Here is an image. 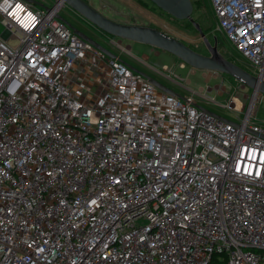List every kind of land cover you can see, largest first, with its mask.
I'll return each instance as SVG.
<instances>
[{"label":"built area","instance_id":"obj_1","mask_svg":"<svg viewBox=\"0 0 264 264\" xmlns=\"http://www.w3.org/2000/svg\"><path fill=\"white\" fill-rule=\"evenodd\" d=\"M212 2L264 79V0ZM65 4L0 0V264H264L256 102H221L234 121L158 88Z\"/></svg>","mask_w":264,"mask_h":264},{"label":"rangeland","instance_id":"obj_2","mask_svg":"<svg viewBox=\"0 0 264 264\" xmlns=\"http://www.w3.org/2000/svg\"><path fill=\"white\" fill-rule=\"evenodd\" d=\"M36 1L31 2V4L44 9L56 2V0ZM88 1L111 19L124 23L157 26L161 30L190 43V46L197 51L209 54L201 33L192 23H189L187 18L177 17L153 0ZM191 2L193 4L191 15L200 24L201 28L206 30V36L211 43H217L219 50L227 58L233 59L249 72L256 73L257 70L254 69V66L236 47L225 31L218 27V18L212 0H200V2L191 0ZM59 15L75 26L85 28L99 43L140 72L159 80L183 97L192 96L196 104L231 120L240 121L244 113H237L221 102L232 99V103L238 104V106H242L244 102V104L246 103V109L251 101L252 104L256 102L254 116L260 123H264V94L262 96L261 93H258L253 99V90L234 77L215 70L194 68L168 51L155 48L146 43L112 36L84 19L68 4L60 9ZM1 34L7 37L9 32L5 31V26L0 21ZM9 44L16 47L19 44V38L11 37ZM164 66H169L173 70L170 76H168L169 71L164 72L166 75L163 73ZM174 73L184 79L179 80Z\"/></svg>","mask_w":264,"mask_h":264},{"label":"water","instance_id":"obj_3","mask_svg":"<svg viewBox=\"0 0 264 264\" xmlns=\"http://www.w3.org/2000/svg\"><path fill=\"white\" fill-rule=\"evenodd\" d=\"M30 2H37L36 0H27ZM57 1V0H56ZM159 6L167 9L172 14L181 18H189L195 25V27L201 33L204 42L207 45L209 54H204L180 38L161 30L160 28L152 25L145 24H132L119 22L106 16L102 11L95 8L88 0H66V3L71 6L77 13H79L84 19L95 25L96 27L104 30L112 36H119L120 38L129 39L141 43L149 44L155 48L162 49L170 52L178 59L189 64L190 66L203 69V70H215L217 72L224 73L228 76L234 77L246 87H250L255 93L264 94V79L249 72L244 66L240 65L236 61L227 58L218 48V44H212L210 39L206 36V32L201 28L200 24L192 17L193 4L191 0H153ZM46 9H50V6H46ZM60 19L65 21L73 30L85 41L90 42L109 57L116 58L126 63L132 70L140 72L137 68L123 60L118 55L114 54L107 47L99 43L94 37L88 35L79 27L68 22L61 15H58ZM158 88L183 97L168 86L153 78L152 76L141 72ZM202 107V106H201ZM205 110L212 112L206 107H202ZM214 113V112H212ZM215 115L226 118L222 115L214 113Z\"/></svg>","mask_w":264,"mask_h":264},{"label":"flooded vegetation","instance_id":"obj_4","mask_svg":"<svg viewBox=\"0 0 264 264\" xmlns=\"http://www.w3.org/2000/svg\"><path fill=\"white\" fill-rule=\"evenodd\" d=\"M80 29H82L84 32H86L88 35H90V36H92L93 37V35L90 33V32H88L85 28H83V27H81V26H78ZM157 27V26H156Z\"/></svg>","mask_w":264,"mask_h":264},{"label":"trees","instance_id":"obj_5","mask_svg":"<svg viewBox=\"0 0 264 264\" xmlns=\"http://www.w3.org/2000/svg\"><path fill=\"white\" fill-rule=\"evenodd\" d=\"M198 2H200V0H197ZM187 20H189V23H192L194 25V23L189 19L187 18ZM195 26V25H194ZM159 28V27H158ZM197 29V28H196ZM206 31V30H205ZM184 42H186L185 40H183ZM188 45H191L190 43L186 42Z\"/></svg>","mask_w":264,"mask_h":264},{"label":"bare ground","instance_id":"obj_6","mask_svg":"<svg viewBox=\"0 0 264 264\" xmlns=\"http://www.w3.org/2000/svg\"><path fill=\"white\" fill-rule=\"evenodd\" d=\"M258 93H259V92H258ZM258 93H255V94H254L253 99L256 97V95H257Z\"/></svg>","mask_w":264,"mask_h":264},{"label":"crops","instance_id":"obj_7","mask_svg":"<svg viewBox=\"0 0 264 264\" xmlns=\"http://www.w3.org/2000/svg\"><path fill=\"white\" fill-rule=\"evenodd\" d=\"M203 10V9H202Z\"/></svg>","mask_w":264,"mask_h":264}]
</instances>
